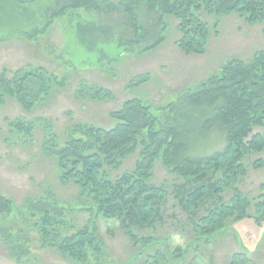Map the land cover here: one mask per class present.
Instances as JSON below:
<instances>
[{"label": "rangeland", "instance_id": "obj_1", "mask_svg": "<svg viewBox=\"0 0 264 264\" xmlns=\"http://www.w3.org/2000/svg\"><path fill=\"white\" fill-rule=\"evenodd\" d=\"M63 1L30 0L32 9L24 8L22 18H15L18 22L0 26V74L15 77L18 71L40 73L42 69L43 77L49 79L41 100L32 108H23L13 97L0 104V195L14 200L17 212V218L5 215L0 219V228L7 229L0 231V264H231L233 254L245 251L252 262L244 264H264V222H257L253 216L229 220L223 231L207 241L194 232V221L231 199L230 189L221 196L209 195L198 210L190 211L181 198L191 181L169 170L157 158L151 179L166 194L156 200V216L145 222H138L133 214L126 219L105 217L94 213L93 204L81 194L80 186L61 182L59 163L48 149L54 150L56 143L64 145L75 124L113 128L116 121L112 114L136 99L149 104L155 115L164 118L162 113L171 103L185 92L202 89L230 59L252 61L264 49V23H250L237 12L218 15L204 9L201 16L210 27L207 50L204 54H187L176 43L180 37L178 20L168 17L166 40L156 49L140 54L126 52L115 60H111L108 49H97L96 53H104L99 56V64L79 70L67 49L68 24L102 21L112 27L113 35H118V14L67 10L53 17L52 9L47 13L49 5ZM14 2L0 0V7L12 8ZM41 25L35 39L27 36L26 30ZM19 118L35 124L33 136L22 138L13 129L11 121ZM199 130L191 135L188 156H209L225 148L226 134L219 127L206 125ZM140 151L137 149L115 166L105 167L110 177L117 179L134 170ZM259 159L264 161V150L247 157L248 171L239 184L244 195L251 198L259 194L264 183V166L254 165ZM181 194L185 195L180 197ZM94 222L95 227H87ZM39 223L48 233L57 229L60 236L45 241ZM126 225L149 241L134 244ZM87 229L97 234L105 249L102 256L81 263L59 246L65 235ZM17 245L22 252L15 248Z\"/></svg>", "mask_w": 264, "mask_h": 264}, {"label": "trees", "instance_id": "obj_2", "mask_svg": "<svg viewBox=\"0 0 264 264\" xmlns=\"http://www.w3.org/2000/svg\"><path fill=\"white\" fill-rule=\"evenodd\" d=\"M29 1L15 0L12 8L1 6L0 26L18 22L15 18H22L24 8L32 9ZM59 3L49 5L47 13L52 9L53 17L67 10L118 14L121 29L118 35H113L112 27L102 21L68 24L67 49L72 52V60L79 70L99 64V56L103 57L104 53H96L97 49H108L111 60L126 52L140 54L156 49L166 40L168 17L178 20L180 37L176 43L187 54H204L207 50L210 27L201 16L204 9L218 15L237 12L250 23H264V0H123L119 3L64 0ZM42 19L46 23L47 18ZM41 27L26 30L27 36L35 39ZM112 36L113 40L107 43L105 39ZM39 72L18 71L15 77L0 74V104L5 98L13 97L23 108H32L41 100L45 82L49 80L43 77L42 69ZM162 114L164 118L158 117L149 104L136 99L112 114L116 121L113 128L75 124L64 145L56 143L54 150L48 148L59 163L61 182L80 186L81 194L93 204L91 207L98 215L126 219L133 214L138 222H145L156 216V200L166 194L165 189L154 185L151 179L154 160L160 158L169 170L191 181L186 195H180H185L181 202L190 211L198 210L209 195L221 196L226 189L233 193L228 202L222 201L194 221L198 238L211 239L227 227L229 220L253 216L263 223L264 183L259 194L252 198L244 195L239 184L248 171L247 157L264 150V49L259 50L252 61L230 59L202 89L185 92ZM10 124L22 138L35 133V124L26 119L19 118ZM206 125H215L226 134L225 148L209 156H188L191 135ZM137 149L141 151L136 168L117 179L111 178L105 167L117 165ZM254 165L262 167L264 161L259 159ZM16 214L14 200L0 195V219L5 215L14 219ZM37 226L43 227L40 233L45 241L60 236L57 229L48 233L45 225ZM87 227H95V222ZM126 229L134 244L149 241L134 234L129 225ZM0 231L7 229L0 228ZM6 236L11 237L9 233ZM15 248L22 252L20 245ZM59 248L81 263L102 256L105 249L104 242L89 229L65 235ZM244 262H252L246 251L233 254L231 264Z\"/></svg>", "mask_w": 264, "mask_h": 264}]
</instances>
